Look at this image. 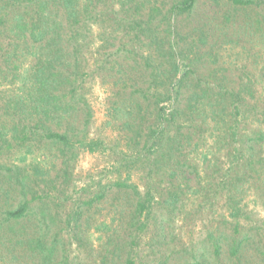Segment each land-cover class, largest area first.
<instances>
[{"label": "rangeland", "instance_id": "374dc122", "mask_svg": "<svg viewBox=\"0 0 264 264\" xmlns=\"http://www.w3.org/2000/svg\"><path fill=\"white\" fill-rule=\"evenodd\" d=\"M180 1L81 0L57 40L71 50L58 69L75 74L69 126L18 115L8 104L22 90L0 76V220L29 203L0 228V264H44L49 247L46 264H235L224 239L241 234L238 264H264V0L173 11ZM0 3L6 19L44 7L67 23L58 0ZM17 47L10 67H31L36 48ZM180 77L179 98H165ZM208 234L221 235L218 261Z\"/></svg>", "mask_w": 264, "mask_h": 264}, {"label": "trees", "instance_id": "16d2710c", "mask_svg": "<svg viewBox=\"0 0 264 264\" xmlns=\"http://www.w3.org/2000/svg\"><path fill=\"white\" fill-rule=\"evenodd\" d=\"M33 0H29L32 2ZM60 7L63 9L66 22L60 21L59 23L46 14L44 7L41 9H34L33 12H27L28 16L19 13H14L11 19H6L5 7L0 3V44L2 45L1 50L4 52L0 56H6L4 67L0 64V76L3 80L11 82L13 84H18V88L22 90V93H16L13 96L12 103L8 105L16 106V113L20 115L24 112V108L28 107L33 110L37 115L38 121L41 119H48L49 116L60 114V122L67 121V125L70 123L68 118L69 113L73 107V97L74 91L72 87L67 89L64 86V79L74 78L75 74L66 72L58 68V61L64 57V51H67L71 56L70 48L61 47L57 43V40H61L64 34V29H67V33L71 36L75 30L74 27L69 23L70 19H75L78 16V11L80 8L81 0H58ZM235 5L249 6L254 3V0H231ZM195 0H182L179 3L172 6V10L178 13H185L192 9ZM85 8V6H84ZM31 13V14H30ZM6 31V32H5ZM18 41H23L25 44L33 45L36 48V53L34 55V64L26 69L16 67L17 65L12 64L11 57L18 52ZM45 50V52H44ZM172 72L173 76L178 74L179 67L175 60L172 62ZM182 72V75H185ZM18 77V79H17ZM183 77L178 78L176 83L171 81L169 85L171 88L165 91V98H179L180 91H178L179 84ZM30 81V87L26 86V81ZM64 90L69 91L72 95L68 98V94L64 93ZM173 90V91H172ZM231 106L237 112L242 106L240 98H235V94L231 95ZM162 101L160 98L157 99L158 102ZM158 106V105H157ZM162 106L159 107L161 111ZM33 113V114H34ZM175 113V112H174ZM89 116V115H88ZM174 117V116H173ZM69 126V125H68ZM159 131V130H158ZM48 138H53L60 140L62 142H67L69 136L67 132L59 133L50 131L45 133ZM0 138H7V128L2 122L0 115ZM93 144H91L92 146ZM92 148V147H91ZM102 198V195L97 197ZM139 208L144 207L143 202H138ZM29 211V203L23 202L19 204L16 208L7 210L5 215H3L2 220H0V228L11 220H21L25 219ZM239 224L236 225V234H239ZM247 235L241 234L238 237H232L224 241L227 243V250L230 259H235V264L241 263L243 254L246 252ZM208 241L212 249L213 257L216 261L222 256L223 241L221 235L208 234ZM41 244L38 241V245ZM43 260L44 264L48 263V259L52 257L54 253V248H46ZM126 264H134L131 259L126 260Z\"/></svg>", "mask_w": 264, "mask_h": 264}]
</instances>
